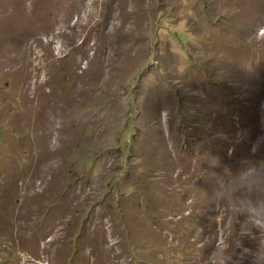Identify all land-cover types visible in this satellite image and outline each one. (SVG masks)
<instances>
[{
	"label": "rangeland",
	"instance_id": "rangeland-1",
	"mask_svg": "<svg viewBox=\"0 0 264 264\" xmlns=\"http://www.w3.org/2000/svg\"><path fill=\"white\" fill-rule=\"evenodd\" d=\"M0 264H264V0H0Z\"/></svg>",
	"mask_w": 264,
	"mask_h": 264
}]
</instances>
